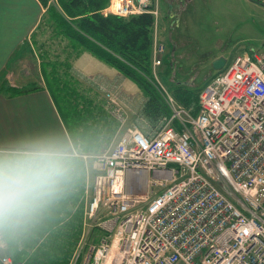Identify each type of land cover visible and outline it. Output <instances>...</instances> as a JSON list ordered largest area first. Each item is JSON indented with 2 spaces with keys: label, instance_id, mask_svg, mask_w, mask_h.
<instances>
[{
  "label": "built area",
  "instance_id": "2783aa9c",
  "mask_svg": "<svg viewBox=\"0 0 264 264\" xmlns=\"http://www.w3.org/2000/svg\"><path fill=\"white\" fill-rule=\"evenodd\" d=\"M144 11L154 16L157 78L166 49L157 0H110L104 13ZM157 89L170 116L155 130L128 126L96 155L84 212L103 233L81 264H264V51L244 50L213 74L196 114ZM0 264L21 263L4 252Z\"/></svg>",
  "mask_w": 264,
  "mask_h": 264
},
{
  "label": "rangeland",
  "instance_id": "374dc122",
  "mask_svg": "<svg viewBox=\"0 0 264 264\" xmlns=\"http://www.w3.org/2000/svg\"><path fill=\"white\" fill-rule=\"evenodd\" d=\"M57 2L58 0H47V5L58 8ZM109 3L110 0L101 10L102 14L105 16L113 15L111 13H104ZM194 4L195 6H193V9L189 7L184 12L178 30L174 31L175 35L179 33L182 36L179 41V46L176 47L173 42L163 40L166 49L161 55L160 64L155 67L157 78H155L152 71V78L150 79L156 89L161 86L166 90L168 89L170 92L167 91L172 95L173 101L181 105L183 104L179 102L171 91L172 87L177 84H188L189 88H192L194 92H200L206 81L208 82L213 74V62L218 57H225L227 63H229L236 55L244 50H253L256 52L264 51V5H262L264 3L262 1L195 0ZM46 9L47 6H45V14L37 27V31L29 38L28 47L25 46V48L22 49L23 51L20 50L19 55H17L18 57L13 60L14 62L18 61L17 65H21L22 71L27 72L25 76L35 77V75H37L39 78L41 77L44 85L48 88L55 101L65 127L69 131L70 137L71 134L73 137H81L80 132H78L77 124L79 115L83 114L86 106H90V109L93 108L95 116L101 117V124L105 121L109 122V128L104 129V136L102 138H108L112 143H110L111 141L109 143L97 142L88 146L86 148L87 151H85V149L80 151L81 159L85 166L86 205L90 195L92 177L98 170L96 155L112 147L119 138V133L123 131L125 127L134 126L142 132L155 130L162 124L163 118L156 126H150L146 120L142 119V121L136 119L134 113H125L126 118L124 117V120H120L117 115L115 116L112 114L107 107L109 98L119 102L120 99L124 101L130 94L126 104H129L131 107L133 105L138 107L145 97L142 93H138L127 85H122L121 83L125 81L123 78L118 79L112 75V78L116 79L113 80L107 76H103V86L102 82L99 83L101 76L98 79V73L96 71L85 72V55L82 54H85L86 50H84L83 47L75 48L69 39L64 37L53 23L49 22ZM145 12L146 11L141 13ZM65 17L68 20L72 19L67 14H65ZM156 19L158 29L157 37L160 40V12ZM28 48L31 49L32 53H30V50L28 51ZM172 50L175 51L171 54ZM30 55H32V59L34 57L35 60L30 59ZM37 62L40 64L41 68L39 72L35 71L37 72L35 73L32 67L36 65L35 69L37 70ZM165 70L167 74H165ZM29 72L31 73L30 75ZM9 73L10 81L13 82L18 79L16 74L12 72ZM88 74L89 76H87ZM1 78L4 79L3 77ZM85 79L87 81H85ZM4 80L6 81V79ZM115 83L116 86H114ZM88 87L90 89H88ZM132 91H134V93H132ZM157 91L160 95L162 94L159 89H157ZM66 93H69L67 94L68 97ZM124 94L125 96H123ZM163 101L171 113L172 108L170 104L168 105L164 98ZM95 116L86 120V123H95L94 121L97 120ZM80 130L81 127L79 131ZM82 144L85 147V143L80 142V145ZM158 190L159 187H155L154 191L156 192ZM151 195L152 193L150 192L149 197ZM92 227H94L93 223L84 216L82 220L83 238L82 240L79 239L75 247L79 255L77 257L76 254L77 258H75L73 254L71 256V259L74 256L73 262L71 263L70 261L69 264H75V262L81 264L84 254L85 258L92 254L91 247L95 245L93 238H91L93 232ZM7 249L8 245L6 241L3 237H0V253L7 252Z\"/></svg>",
  "mask_w": 264,
  "mask_h": 264
},
{
  "label": "trees",
  "instance_id": "16d2710c",
  "mask_svg": "<svg viewBox=\"0 0 264 264\" xmlns=\"http://www.w3.org/2000/svg\"><path fill=\"white\" fill-rule=\"evenodd\" d=\"M49 22L69 39L71 44L89 51L94 56L116 69L133 82L145 97L141 114L150 124L156 126L170 111L163 98L150 81L152 78V30L153 15L149 12L121 17L103 15L101 10L109 0H58L55 6L47 5ZM264 3V0H259ZM65 14L72 19L68 20ZM165 74H167L165 70ZM163 74L164 76H166ZM37 87H33L35 89ZM31 90L30 87H15L0 78V92L9 96ZM171 91L183 105L192 107V113L199 109V92H194L188 84H177ZM69 93H66L68 97ZM85 107L78 119L81 137L71 134L73 141L85 143L87 148L95 144L101 132V117L95 116L93 108ZM85 114V118H84ZM96 117L95 123L86 120ZM85 121V124H84ZM109 128V122H104ZM81 127V130L79 131ZM104 131V130H103ZM71 133V131H70ZM79 142V143H80ZM85 151H87L86 148ZM85 166L81 159L77 178L65 197L47 215L32 225L27 231L3 237L8 245L7 252L14 262L22 264H69L73 262L75 247L82 240V220L85 216ZM93 242L99 239L103 230L92 227ZM82 233V234H81ZM74 251V252H73ZM81 261V260H80ZM75 264H80L75 262Z\"/></svg>",
  "mask_w": 264,
  "mask_h": 264
},
{
  "label": "crops",
  "instance_id": "0c3cea01",
  "mask_svg": "<svg viewBox=\"0 0 264 264\" xmlns=\"http://www.w3.org/2000/svg\"><path fill=\"white\" fill-rule=\"evenodd\" d=\"M194 1L195 0H157L161 15L159 34L162 40H168L173 42L176 47L179 46V41L182 36L179 33L175 35L174 31L178 30L184 12L189 7L193 9V6H195ZM44 14L45 6L40 0H0V78L3 77L6 79V83L15 87L31 88L29 91L17 93L13 96L0 92V143H5L24 136L52 133L68 139L81 151L84 145H80V141L75 143L70 137L69 131L65 127L55 101L48 88L44 85L41 77L39 78L37 75H35V77L25 76L27 72L22 71V66L17 65L18 61L14 62L13 60L18 57L17 55H19L20 50L24 49L25 46L28 47L29 38L37 31V27L41 23ZM31 48L33 49L32 45ZM29 50L30 53H32L31 49L28 48V51ZM174 51L175 50H172L171 54ZM82 55H85V72L96 71L98 73L97 78L99 79L101 76L99 83L102 82V85L104 84L103 76L113 79L112 75H114L118 79L123 78L125 80L121 83L122 85H127L129 88L141 93L133 82L124 78L116 69L100 60L89 51L86 50L85 54ZM30 56V59H32V55ZM32 60H35V58L33 57ZM38 62L37 70L35 69L36 65L32 67L34 72H39L41 68ZM9 72L16 74L18 79L13 82L10 81ZM215 73L216 71L213 72V74ZM30 74L29 72V75ZM87 76H89V74ZM85 81L87 80L85 79ZM114 86H116V83ZM33 87L37 88L33 89ZM88 89L90 88L88 87ZM132 93H134V91H132ZM123 96H125V94ZM129 97L130 94L124 101L120 99L118 102L124 115L125 113H134L136 119L146 120L141 114L145 98L138 107L134 105L131 107L129 104H126ZM98 127L101 132L98 134L99 139H96L95 142L109 143L111 140L102 138L104 136L103 130L107 128V125L101 124ZM126 128L127 127L119 134L121 135ZM110 143H112V141Z\"/></svg>",
  "mask_w": 264,
  "mask_h": 264
},
{
  "label": "clouds",
  "instance_id": "9594fccd",
  "mask_svg": "<svg viewBox=\"0 0 264 264\" xmlns=\"http://www.w3.org/2000/svg\"><path fill=\"white\" fill-rule=\"evenodd\" d=\"M80 150L46 133L0 143V237L27 231L75 182Z\"/></svg>",
  "mask_w": 264,
  "mask_h": 264
},
{
  "label": "water",
  "instance_id": "95a60500",
  "mask_svg": "<svg viewBox=\"0 0 264 264\" xmlns=\"http://www.w3.org/2000/svg\"><path fill=\"white\" fill-rule=\"evenodd\" d=\"M227 59L223 56L218 57L213 62V70L220 71L226 65Z\"/></svg>",
  "mask_w": 264,
  "mask_h": 264
},
{
  "label": "bare ground",
  "instance_id": "6f19581e",
  "mask_svg": "<svg viewBox=\"0 0 264 264\" xmlns=\"http://www.w3.org/2000/svg\"><path fill=\"white\" fill-rule=\"evenodd\" d=\"M12 258V257H11Z\"/></svg>",
  "mask_w": 264,
  "mask_h": 264
}]
</instances>
